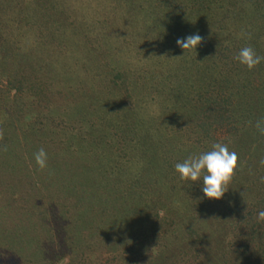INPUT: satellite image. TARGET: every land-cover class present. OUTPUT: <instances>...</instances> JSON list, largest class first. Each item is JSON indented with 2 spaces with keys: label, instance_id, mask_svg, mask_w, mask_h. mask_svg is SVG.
<instances>
[{
  "label": "rangeland",
  "instance_id": "374dc122",
  "mask_svg": "<svg viewBox=\"0 0 264 264\" xmlns=\"http://www.w3.org/2000/svg\"><path fill=\"white\" fill-rule=\"evenodd\" d=\"M257 10L249 0H0V69L5 68L0 118L8 119L0 129V195H7L8 187L18 194L13 209L0 197V264L104 262L106 246L120 238L139 247L117 248L107 264H164L149 256L148 245L162 252L159 258L171 249V264H181L182 257L194 264H230L220 255L228 251L224 240L232 237L226 227L239 209L255 213L264 184V136L249 129L251 109L244 103L249 100L244 92L249 98L253 89L260 90V74L242 87L236 73L252 70L235 60L227 67L236 72L230 70L233 84L240 85L236 95L233 91V98L239 97L238 130L230 134L216 139L200 134L196 142L185 103L211 76L223 73V62L239 48L250 45L264 55V8L260 15ZM197 33L203 40L196 51L177 47V38ZM114 74L124 78L116 80L119 90L102 88L103 79ZM5 77L16 78L14 84ZM260 93L252 99L260 101ZM144 130L163 146L150 161L149 178L134 184L145 162L141 148L147 137L142 143L136 138ZM217 142L237 153L238 166L220 203L224 211L209 225L196 212L203 202L195 193L201 186L171 177L176 163ZM6 146L19 149L23 160L1 152ZM40 148L48 153L45 169L33 158ZM140 194H148L147 204L160 215L179 199L188 220L173 216L153 235L147 219L123 216L127 210L117 208L112 214L103 203L111 196L109 206L133 210L132 199ZM157 195L165 196V203L155 201ZM196 223L206 235L199 252L188 230ZM241 236L236 234L229 250ZM253 237L241 251L247 250L249 264H264V226ZM132 252L136 257L128 259Z\"/></svg>",
  "mask_w": 264,
  "mask_h": 264
},
{
  "label": "trees",
  "instance_id": "16d2710c",
  "mask_svg": "<svg viewBox=\"0 0 264 264\" xmlns=\"http://www.w3.org/2000/svg\"><path fill=\"white\" fill-rule=\"evenodd\" d=\"M208 1V0H207ZM250 1V5H255L256 9H258L256 12L259 14V11H263L262 9L264 8V0H249ZM210 3V2H209ZM260 15V14H259ZM213 18V17H212ZM262 24V25H261ZM260 25L264 28V16L261 18V23ZM204 31H203V36H204ZM212 40L213 37L210 36L209 40ZM213 46V48L218 51L221 52V50L217 49L216 45H211V47ZM213 52H215L212 49ZM226 53V50H225ZM224 54V53H222ZM231 55V53L229 54ZM228 55V56H229ZM227 56V57H228ZM226 57V58H227ZM233 56L230 57L227 61L223 62L224 64H226L227 66L225 67L226 69L223 71L222 74H218V75H213L210 77V79L207 81L206 85H204L203 87H201L199 90H197L191 97H189V100L185 103V113L189 114V117L191 118V122L192 124H194V127H196L197 132L195 133V141L198 142L200 139L198 136L205 137L206 139L211 138V139H216L218 137L217 134H219L220 136L224 135V134H230L231 132H235L236 130H238V126L236 125L237 123V118H236V112L234 110V105H237V101L239 99H237V97L234 99L233 97V91L235 93V90L239 88L240 85H242V87L244 85H249L251 84L249 78L251 79V77H255L258 74H260V84L262 85L259 89H253L250 93H249V98H248V94L245 93L244 91V96L246 99H249L247 101H244L245 104H247L250 109H251V113L249 114V116L247 117L250 121H251V125L249 127V129L251 131H256L254 124L256 122V120L264 118V63H261L260 65H258V68H254L250 75L249 74H242V73H236L234 72V70L232 69H228L227 67L230 66L233 62ZM241 66V65H240ZM5 68L2 67V69H0V73L3 76L4 74V70ZM233 71V73H236V76L239 77V79L241 80V84H238V81L233 84V78L234 76H232L231 71ZM3 73V74H2ZM0 75V78H1ZM8 79H12L11 77H5ZM16 78L13 77L12 79V83L14 82ZM116 80L120 81L121 83L124 81V78L121 77V75L119 74H114L112 76H110L109 78H105L103 79V85L102 88H105L107 90H110V88H115L116 90H119V88L117 87L118 84L116 82ZM130 80V78L126 79L125 82H128ZM20 81V80H19ZM246 82V83H245ZM14 84V83H13ZM237 91V90H236ZM109 92V91H108ZM258 92H261V99L260 101L252 99L254 98V96L256 94H258ZM236 95V93H235ZM79 115V113H78ZM85 115V112H84ZM80 116V115H79ZM81 117V116H80ZM24 121H27V117L23 118ZM8 119H1L0 118V129L3 132V124L4 121H6ZM2 123V124H1ZM6 124V122H5ZM29 125V123H28ZM25 131V130H24ZM23 131V132H24ZM1 132V134H2ZM244 132L249 133V131L244 130ZM119 135L122 139H125L124 136V132L121 130L119 132ZM142 137H147L144 138L145 140L143 141ZM137 140L139 139V143H142V148L141 150L143 151V156L145 157L144 161V165H143V170L142 172H139L138 176L136 179L132 180V182L134 184H140L143 182V177H145V180L149 178V175H151L150 169H149V164L151 159H153L152 157L158 156L157 150L158 148L161 149L163 146V143L161 142V139L159 138L160 141H157L155 143V140H152L150 138V136L148 135V132L146 130H144L143 132H137ZM4 146V139L1 138L0 140V148H2ZM118 147L119 149L123 150L125 148H123V146L121 145V143H118ZM181 149V146H180ZM19 149H15V150H10L8 149V147L6 146L1 152L3 151H12L11 153H17V157L18 159H20V161H22V154L18 151ZM27 152L30 153V149L26 148ZM123 158H125V155H123ZM147 159H149L147 161ZM161 161L163 162L164 159L161 158ZM155 162V161H154ZM183 161H180L178 163H182ZM120 161H116L115 164H119ZM155 164V163H153ZM171 166H168V168H170ZM97 168V167H96ZM100 171V168H97ZM161 169V168H159ZM101 172V171H100ZM164 172H167V170L165 169ZM169 172V169H168ZM107 178L104 175V179ZM172 180L179 182L181 179L178 175V173H176L174 176L171 177ZM185 184H190L193 182L190 181H185ZM230 183H234V181H231ZM195 184V186L199 185L201 186L200 182H195L193 183ZM152 185V184H151ZM261 186V191L258 192V199H256L257 203L256 206L258 207V209H256L255 213H253L251 210L249 209H239L238 213L234 219L233 224H231L230 226L226 227L229 229L230 234H232V237L230 239H225L224 241H226L227 245V249L228 251L226 253H220V255H223L226 263H230V264H249L248 260H250L249 257L245 256L248 255L247 254V250L244 251L241 249L244 248V241L248 240V239H252L253 240V235L256 233H259L262 229V227L264 226V223H258L257 222V214L259 211L264 210V184L260 185ZM188 187V185H187ZM3 190H6V186L2 187ZM7 189V195L3 196L2 194L0 195L1 200L7 204L9 206V208H17V198H18V194L16 191H12V192H8ZM191 191V190H189ZM191 193V192H190ZM196 194L200 195V197L202 198L203 202H199L196 205L197 208V216H200L199 219H201L202 223L207 219L209 221V225H213L214 222L212 221L213 219L216 220V217L214 216V214L216 213H221L224 211V208L222 205H220V203L223 202L222 199L220 200H210L206 197H204V194L202 192V190L200 189L197 192H195ZM147 195L143 196L142 194L135 195L132 199V204L130 206H133V210H131V207L126 208L125 206H121V207H116V206H109V200H113V198L111 196H107L106 198H103V203L104 205L110 209L111 213H117L115 211V209L117 208V210L119 209V212H122L123 210H127V214L123 215V216H128V214L130 216H134V217H143L144 219H147V223L150 226V229H148V231H151V233L154 235V231L157 229H161L162 225L167 223L169 220H171V218L173 216H179L180 218H187L189 217V211L188 212H183V210L179 209V199H174L173 201H171L169 203V209H167V212H164L163 214H158L156 211V208L147 204V202L149 201L147 199ZM192 196H194V193L190 194V198H192ZM165 196L161 195L160 197L157 195L156 199H154L155 201H158L159 203H165ZM176 198L178 197V194L175 196ZM185 198V197H183ZM207 199V200H205ZM13 207H12V206ZM204 213H207L208 216L206 217V215ZM170 217V218H169ZM169 218V219H167ZM188 220V218H187ZM156 225V226H155ZM155 226V227H154ZM188 230L192 231V235H194V241L196 242L195 247L196 250H198V252L200 250L203 249L202 245L204 242H206V235L202 234V227L199 223H196L195 225H193V227H188ZM191 228V229H190ZM154 230V231H152ZM237 233H242V241L241 243L238 245V247L234 250H229L231 248V245H235L236 241H234L232 243V241L235 239V236ZM252 233V234H250ZM229 235V234H228ZM152 238V237H151ZM174 240V239H173ZM243 242V243H242ZM130 245H126V243H122V238L117 239V240H113L109 245L106 246V250L104 251V256H106L107 258L105 259V261L103 262L101 259H99L97 262H93V260H91L90 262L86 263V264H107L108 260L113 257V254H115V250L118 248L120 250H123L125 248V251L130 247H139L136 246V243H134L132 240L129 242ZM169 247H170V242L168 243ZM13 248V247H10ZM142 247H140L139 249H141ZM148 249H150V255L149 256H153L155 255L157 257V259L159 261L164 260V264H167V261L169 262V264H171V256L174 255V253H171V249L170 252L168 253L169 255H166L165 258H159V254H161L162 252L160 250H158L156 248V246H149L148 245ZM138 254V253H137ZM240 255H242V257H240ZM244 255V256H243ZM103 256V257H104ZM136 255L134 252L129 253V256L127 257L128 259H133L135 258ZM112 260V259H111ZM241 261V262H240ZM181 262V264H194L193 262H191L190 259H185L182 257V259L179 261ZM222 262V260L219 261V263Z\"/></svg>",
  "mask_w": 264,
  "mask_h": 264
},
{
  "label": "clouds",
  "instance_id": "9594fccd",
  "mask_svg": "<svg viewBox=\"0 0 264 264\" xmlns=\"http://www.w3.org/2000/svg\"><path fill=\"white\" fill-rule=\"evenodd\" d=\"M246 33H242V36ZM203 37L198 33L183 38H177V47L184 50H195L201 45ZM233 59L240 65L245 66L249 71L264 63V55L246 45L237 51ZM254 127L259 135L264 136V118L256 120ZM36 165L39 169L48 166V153L40 148L33 154ZM264 165V159L260 161ZM238 166V155L230 151L227 144L213 143L211 150L199 154L190 155L182 163L175 164V171L181 180L200 182L204 197L210 200H220L229 190V184ZM264 180V178H262ZM257 222L264 223V210L257 214Z\"/></svg>",
  "mask_w": 264,
  "mask_h": 264
}]
</instances>
